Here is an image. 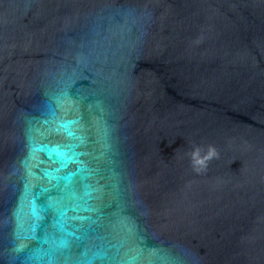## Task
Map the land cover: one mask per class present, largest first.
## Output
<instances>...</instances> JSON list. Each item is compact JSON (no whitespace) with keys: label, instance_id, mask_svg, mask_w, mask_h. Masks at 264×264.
<instances>
[{"label":"water","instance_id":"95a60500","mask_svg":"<svg viewBox=\"0 0 264 264\" xmlns=\"http://www.w3.org/2000/svg\"><path fill=\"white\" fill-rule=\"evenodd\" d=\"M0 264H264V0H0Z\"/></svg>","mask_w":264,"mask_h":264},{"label":"snow or ice","instance_id":"6c2138e0","mask_svg":"<svg viewBox=\"0 0 264 264\" xmlns=\"http://www.w3.org/2000/svg\"><path fill=\"white\" fill-rule=\"evenodd\" d=\"M76 121H59L55 131L63 133L67 139L68 143L58 144L55 146H49L47 144H38L35 139V134L39 132L38 129H33L30 132V154L28 159L25 160L26 166H31V160L35 157L36 153L44 152L48 155L49 159L53 164L58 165L52 169L44 170V177L51 184L55 181V187H63L65 196L74 202V206L70 209H61L59 211L60 220L58 223L62 224L66 216L67 211H78L87 202V198L90 195V185L85 183L88 180L90 170L85 167L80 157L83 153L77 151L80 147V143L76 141L79 140L75 131L73 130V125ZM71 165H76L74 170H69ZM78 185H82L83 194L78 191ZM31 185L26 186V191L31 189ZM46 191L47 189H43ZM27 200V197L25 198ZM48 208H52L53 204L49 203ZM43 209H38L36 204L33 202L31 206L24 203L21 209L18 211L17 215L23 220L26 215H30L35 218H39V211ZM79 219V217H77ZM84 219H87L85 217Z\"/></svg>","mask_w":264,"mask_h":264}]
</instances>
